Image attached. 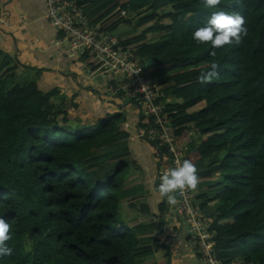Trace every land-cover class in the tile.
<instances>
[{"label":"trees","instance_id":"obj_1","mask_svg":"<svg viewBox=\"0 0 264 264\" xmlns=\"http://www.w3.org/2000/svg\"><path fill=\"white\" fill-rule=\"evenodd\" d=\"M73 1L90 10L100 0ZM217 8L242 15L248 32L215 56L191 39L216 10L202 0H109L91 10L90 20L113 33L131 23L121 10L136 13L133 31L120 42L152 59L150 74L171 83L165 92L173 97L168 108L176 111L177 145L194 164L222 154L198 172L199 181H217L218 191L196 197L202 211L219 204L210 215L217 257L224 264H264V0H221ZM153 32L161 37L149 42ZM4 59L0 215L13 228V255L0 264H140L152 247L140 245L144 225L123 221L122 212L135 208L136 199L122 208L120 198L132 185L127 179L141 171L128 145L126 114L79 122L73 113L78 104L60 97L57 86L46 88L40 69L33 68L36 79L7 88L23 64ZM80 60L86 63L87 55ZM212 63L218 75L201 83L199 75ZM151 125L152 118L140 115L134 131ZM95 150L104 151L92 155ZM156 156L158 168H170L166 149ZM167 205L160 202V212ZM139 208L147 212L149 206Z\"/></svg>","mask_w":264,"mask_h":264},{"label":"built area","instance_id":"obj_2","mask_svg":"<svg viewBox=\"0 0 264 264\" xmlns=\"http://www.w3.org/2000/svg\"><path fill=\"white\" fill-rule=\"evenodd\" d=\"M48 22L63 33L70 44V51L87 55L86 67L93 78H101L110 85L109 96L132 100L140 113L152 118V125L139 130L137 137L151 141L156 150L164 148L171 157V167L177 159H187L184 148L176 143L171 132L175 110L168 108L171 98L166 97L164 85L154 78L135 51L123 47L119 38L105 31L101 22L92 23L90 12L73 0H42ZM128 16L129 12L122 10ZM0 24L8 19L0 13ZM168 169V168H167ZM166 169L159 171L156 178ZM175 213L186 226L189 242L197 256L196 264H224L215 253V232L195 205L193 190L176 192Z\"/></svg>","mask_w":264,"mask_h":264},{"label":"crops","instance_id":"obj_3","mask_svg":"<svg viewBox=\"0 0 264 264\" xmlns=\"http://www.w3.org/2000/svg\"><path fill=\"white\" fill-rule=\"evenodd\" d=\"M9 6H11V9H9ZM0 11L5 13L9 22L8 25L0 24L1 54L2 51L6 52V55L11 57V59H18L21 62L22 60L20 58L28 54L27 52H29V50L32 49L31 47L34 46V55L44 63L45 66H49L48 64L52 65L54 70H51V72L56 74L57 80L50 81L47 78L48 74L42 71V83L46 85V88L57 86L61 92L66 91L68 95H71L73 101L77 104L80 100L77 101L75 99H84L87 103L86 108L93 117H100L110 111L118 110L117 107H106V102L104 101L106 98H104L98 90H94L92 86H87L85 83L81 84L80 80L77 78L79 73H77V71L74 72L72 69L70 70V63H74L79 59V56L70 51L69 45L67 49L65 48L64 43L68 42L63 35H61L60 32L48 22L45 16V8L42 0H0ZM8 35L12 37L11 39L13 41L9 42ZM3 48L7 50H3ZM48 53H57L58 60L50 63ZM31 65L25 64L22 66V69H28L27 67ZM83 66L88 71L86 65L83 64ZM89 76L94 80H98L97 78H93L90 74ZM96 94H98V98L101 99L98 107L92 104L93 99H97L95 97ZM115 104L117 103L115 102L113 105ZM126 104L127 103L123 104V108ZM119 107L122 106L119 105ZM137 121L138 117L132 115L130 123H126V125L131 131L128 145L134 159L141 167V171L138 174L131 176V180L128 181V183L132 184L130 188H135V191H132V194H130V199H136L135 202L137 203V206L139 205L138 207L136 206L133 208L138 219L136 218L135 221L130 222L125 221L124 217L127 215L126 213H124L126 215L122 214V218L126 224L131 225L139 222L144 225V227L138 231L137 235L140 240V245L144 247L151 246L152 253L141 257L140 264H159L153 260L156 259L155 256L157 254V252H154V245H165L160 242V235L165 233L167 223L176 227L175 220L176 218L179 220V217L175 215L174 206L171 205L169 207L168 203L167 211L160 212L159 210V197L155 191L156 175L159 172L156 152L151 143L145 139H139L136 137L134 127ZM130 126H133L132 129H130ZM214 160L216 159H213V161ZM213 161L208 159L204 162L195 164L198 168V172L206 170L208 164ZM137 176H139V178H137ZM218 185L217 181L200 180L197 189L194 190L195 196H212L218 191ZM196 201L198 204L199 200L197 199ZM140 204H147L149 206L148 211L146 212V210L140 209ZM218 206L219 204H216L214 208H209V210L203 211L204 216L209 218V221L212 219L210 216L212 210L218 208ZM139 217L141 218L139 219ZM150 234H153V236ZM188 245L192 248V252L196 258V254L189 240Z\"/></svg>","mask_w":264,"mask_h":264},{"label":"rangeland","instance_id":"obj_4","mask_svg":"<svg viewBox=\"0 0 264 264\" xmlns=\"http://www.w3.org/2000/svg\"><path fill=\"white\" fill-rule=\"evenodd\" d=\"M8 1V0H7ZM109 0H100L98 1L91 9H90V13L91 10L93 11L94 9L100 7L101 5H103L104 3L108 2ZM169 8V6L163 8L162 10L159 11V13H162V11H165ZM9 9H11V6H9ZM136 14V13H135ZM135 14L129 13L128 17H125V19H127V21H131V23H122L115 31V34L118 37H125L128 34H130V32L133 31V27L137 22V18H133L135 16ZM138 31V30H137ZM161 34L158 32H153V33H149L147 35V39L149 42H153V41H157L158 39H160ZM12 37H10L8 35V39L9 42L13 41L11 39ZM68 42V41H67ZM44 45V44H43ZM68 45L70 46L69 42L68 43H64L65 48H68ZM33 47L32 46L31 50H29V52H27L28 54H26L25 56H23L22 58H20L22 61L21 63L23 65L28 64H34L31 66H28V69H22L23 65H19L20 67H18L16 69L15 72V77H13V80H10L7 82L6 87H10L15 83H19V84H25L31 80L36 79V73H35V69H40L41 71L45 72L46 74H48L47 78L50 81H54L57 80L56 78V74L52 73L51 70L53 69V66L48 64L49 66H45L44 63H42L35 55H34V51H33ZM3 50H7L5 48H3ZM7 56L6 52L2 51V54L0 55V65L5 62L6 59H4V57ZM48 59L49 62L52 63L53 61H57L58 59V55L57 53H48ZM16 62V59H11V62L9 63V65H13ZM83 62L79 59H77L74 63H70V70L72 69L74 72L77 71V73H79V75L77 76V78L80 80L81 84L85 83L87 86L90 85L94 88V90H98L102 96L106 99H104L105 106L108 108H112V107H117L118 110L123 111L124 114H126L127 116V120L125 123H130V119L133 116L139 117V106L136 105L133 102H130L129 100H126V102H120L119 96H114V97H109L108 96V91H107V82L101 78H97L98 80H94L89 76V72L85 69V67L83 66ZM40 65V67H39ZM35 66V67H33ZM30 67V68H29ZM67 69V68H66ZM4 71L0 70V75L3 74ZM60 97H64L67 98V100H73L71 95H68L66 93V91L61 92V96ZM95 97L97 99H93L92 104L95 105L96 107H98V105H100L101 99L98 98V94L95 95ZM71 98V99H70ZM75 100H80L78 102V107L75 108L73 110L74 116H76L77 120L79 122H89V123H93L98 117H93L92 114H90V112H88V109L86 108V101L84 99H75ZM117 103L115 105H113L114 103ZM127 103L126 106H124L123 108V104ZM122 106V107H119ZM116 110V111H118ZM88 112V113H87ZM114 111H110L109 113H112ZM89 115V116H88ZM91 117V119H90ZM94 118V119H93ZM96 122V121H95ZM128 127V126H127ZM133 127V126H132ZM132 127L130 126V129H132ZM104 151V150H101ZM101 151H92V155H96L98 153H100ZM222 154L221 153H217L214 155L213 158H210L211 161H213V159H217L218 157H220ZM132 178V177H131ZM137 178H139V176H137ZM131 179H127V182L130 181ZM132 191H135V188H129V189H125L121 192L120 198L122 199V203H121V207H125L126 204H128V201L130 199V194H132ZM125 202H124V201ZM124 204V205H123ZM135 206H137V203H134ZM141 205V204H140ZM139 206V205H138ZM137 206V207H138ZM121 208V211H122ZM128 212V213H127ZM123 215H126L124 217L125 221H135L136 218L138 219L137 215L135 214L133 209H127L125 207V211L122 212ZM126 213V214H124ZM141 217H139L140 219ZM170 222V221H169ZM147 225V224H146ZM149 225V224H148ZM175 226L173 227L171 226V224L167 223L166 224V229H165V233L163 235H160V242L164 243L165 245H154V252H157L155 258L153 259L154 262H158L159 264H196L197 260L192 252V248L189 247L188 245V238L186 235V227L183 224V220L182 218H179V220H175ZM150 230V229H149ZM147 230V231H149ZM153 236V234H150ZM158 235V234H157ZM156 235V236H157ZM188 246V247H187ZM169 247V248H168ZM167 254V255H166Z\"/></svg>","mask_w":264,"mask_h":264},{"label":"clouds","instance_id":"obj_5","mask_svg":"<svg viewBox=\"0 0 264 264\" xmlns=\"http://www.w3.org/2000/svg\"><path fill=\"white\" fill-rule=\"evenodd\" d=\"M220 2L221 0H202V3L206 8L216 9V10L210 13V15L208 16L207 20L205 21L203 25L197 27L191 33V39L195 42V44L208 46L210 56L216 55V49L223 48L226 45L239 44L241 40L243 39V37L246 36L248 32V29L246 27L245 18L240 14H233L223 9H218L217 6L220 4ZM88 11L90 12V10ZM0 13H2V11H0ZM2 14L5 16V13H2ZM132 14H135V12H132ZM128 16H124V17H128ZM113 34H115V32H113ZM79 59H80V56H79ZM147 61L148 60H143L144 67ZM83 63L85 64V62ZM151 67L152 66H147L145 68L150 71ZM217 68H218V65L216 63L210 64L209 70L206 72H202L199 75L198 80L201 83L211 81L215 76L218 75ZM158 80L161 82V84L164 85V93L166 97L171 98L170 100L171 102L173 97L170 94H167L165 92L166 88L171 86V83H165L163 81V78H159ZM108 85L110 84H107V91L110 87ZM108 96H109V91H108ZM126 100L128 99H121V97L119 99V101L121 102H126ZM129 101L137 105L136 102L132 100H129ZM140 115L142 114L140 113V110H139V116ZM125 127H127L126 123H125ZM139 130H143V129L139 128L138 130L134 132L136 137H137V133ZM137 138L145 139L149 143H151L155 152H158L160 150V149L156 150L154 144L148 139L141 138V137H137ZM176 143H177V139H176ZM184 151H185V148H184ZM162 169H166V170L156 178V184H155V191L159 197L158 202L166 201L169 205L175 206L177 204L176 195H174L176 192H184L187 190L194 191L195 189H197L199 179H200L198 175V168L191 160L177 159L174 166L172 167L170 166V168L168 169L160 167L159 171ZM194 195H195V192H194ZM196 202L197 201H196V196H195V205L198 207V204ZM199 210L204 215V212L200 208ZM175 215L179 217L176 213ZM205 218L207 220L209 219L207 217ZM209 223H211V221H209ZM12 233H13L12 225L3 218V215H0V258L11 257L13 255V248L10 247L8 244V242L13 239ZM186 234H187V231H186ZM188 240H189V237H188ZM196 260H197V256H196Z\"/></svg>","mask_w":264,"mask_h":264},{"label":"water","instance_id":"obj_6","mask_svg":"<svg viewBox=\"0 0 264 264\" xmlns=\"http://www.w3.org/2000/svg\"><path fill=\"white\" fill-rule=\"evenodd\" d=\"M153 64H154L153 60L152 59H148V61L145 64V67H147V66H153Z\"/></svg>","mask_w":264,"mask_h":264}]
</instances>
